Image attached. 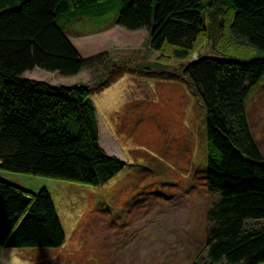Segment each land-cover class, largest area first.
I'll list each match as a JSON object with an SVG mask.
<instances>
[{
  "label": "trees",
  "instance_id": "obj_1",
  "mask_svg": "<svg viewBox=\"0 0 264 264\" xmlns=\"http://www.w3.org/2000/svg\"><path fill=\"white\" fill-rule=\"evenodd\" d=\"M77 19H105L90 33L146 29L157 57L123 61L122 68L186 77L203 99L206 140L215 151L206 182L219 200L206 215V255L191 264L264 261V159L245 105L264 75V56L256 55L264 52V0H0V169L101 186L125 166L101 147L89 98L119 66L110 63L106 78L90 85L23 76L35 68L74 76L108 66L107 52L83 57L71 43ZM213 27L220 29L212 45L218 55L200 54ZM173 59L181 63L175 67ZM246 220L263 225L248 229ZM64 241L45 187L31 192L0 179V247L57 248Z\"/></svg>",
  "mask_w": 264,
  "mask_h": 264
},
{
  "label": "rangeland",
  "instance_id": "obj_2",
  "mask_svg": "<svg viewBox=\"0 0 264 264\" xmlns=\"http://www.w3.org/2000/svg\"><path fill=\"white\" fill-rule=\"evenodd\" d=\"M104 21L80 19L70 31L81 37L74 40L81 56L107 52L108 66L85 68L74 76L35 68L23 76L90 85L102 82L110 65L119 66L110 82L91 88L89 98L101 147L125 166L101 186L0 169V179L25 190L45 187L65 234L57 248L0 247V264H191L197 254L206 255V215L219 195L206 182L207 159L215 151L206 140L203 99L186 77L123 69V61H152L157 52L120 27L90 33ZM209 34L199 53L218 55L212 45L220 29L213 27ZM170 63L176 67L181 61ZM245 105L264 159V75L250 89ZM245 224L258 229L263 222Z\"/></svg>",
  "mask_w": 264,
  "mask_h": 264
},
{
  "label": "crops",
  "instance_id": "obj_3",
  "mask_svg": "<svg viewBox=\"0 0 264 264\" xmlns=\"http://www.w3.org/2000/svg\"><path fill=\"white\" fill-rule=\"evenodd\" d=\"M115 27H120V26H113V27H111V28H109V29H106V31H108V30H110V29H112V28H115ZM120 28H122V27H120ZM122 29H124V28H122ZM130 32H133L135 35H137V37H139V38H141V40L142 41H144L145 43L147 42V39H148V33H147V30L146 29H140V30H137V31H130ZM133 34V35H134ZM134 35V36H135ZM144 36V37H143ZM79 38H81V37H76V36H69V39H70V41H71V43L74 45V47L75 46H77V44L74 42V40H77V39H79ZM76 44V45H75ZM78 47V46H77Z\"/></svg>",
  "mask_w": 264,
  "mask_h": 264
},
{
  "label": "bare ground",
  "instance_id": "obj_4",
  "mask_svg": "<svg viewBox=\"0 0 264 264\" xmlns=\"http://www.w3.org/2000/svg\"><path fill=\"white\" fill-rule=\"evenodd\" d=\"M77 20H78V19H77ZM227 20H228V19H227ZM230 20H231V19H230ZM209 21H210V20H209ZM226 22H227V21H226ZM228 24H229V23H228ZM225 25H226V24H225ZM227 27H228V26H227ZM227 27H226V28H227ZM98 30H100V29H98ZM94 32H96V31H94ZM93 34H94V33H93ZM88 35H89V34H88ZM135 57H136V56H135ZM121 79H122V78H121ZM123 79H124V78H123ZM129 81H130V80H129ZM133 83H134V82H133ZM122 84H123V83H122ZM137 84H138V83H137ZM117 86H119V85L117 84ZM117 86H116V87H117ZM121 86H123V85H121ZM107 87H108V86H107ZM119 88H120V86H119ZM118 91L120 92L119 89H118ZM118 91H117V92H118ZM101 92H102V91H101ZM133 92H134V91H133ZM120 93H121V92H120ZM123 93H124V92H123ZM128 93H129V92H128ZM128 93H127V94H128ZM116 95H117V94H116ZM113 96H114V95H113ZM116 97H117V96H116ZM111 98H112V97H111ZM112 100H113V99H112ZM115 100H116V99H115ZM110 102H111V101H110ZM97 123H98V122H97Z\"/></svg>",
  "mask_w": 264,
  "mask_h": 264
}]
</instances>
